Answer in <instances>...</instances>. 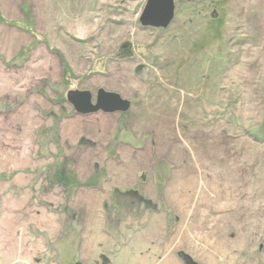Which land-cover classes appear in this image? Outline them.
<instances>
[{
    "label": "rangeland",
    "instance_id": "obj_1",
    "mask_svg": "<svg viewBox=\"0 0 264 264\" xmlns=\"http://www.w3.org/2000/svg\"><path fill=\"white\" fill-rule=\"evenodd\" d=\"M148 2L0 0V264H264V0Z\"/></svg>",
    "mask_w": 264,
    "mask_h": 264
},
{
    "label": "water",
    "instance_id": "obj_2",
    "mask_svg": "<svg viewBox=\"0 0 264 264\" xmlns=\"http://www.w3.org/2000/svg\"><path fill=\"white\" fill-rule=\"evenodd\" d=\"M177 0H149L143 15V26L167 28L174 17L175 2ZM68 102L74 106L76 112L81 114H95L103 111L106 114L114 112H127L130 101L124 100L120 95L106 93L99 90L96 103L89 91H70L67 93ZM79 264V263H78Z\"/></svg>",
    "mask_w": 264,
    "mask_h": 264
},
{
    "label": "trees",
    "instance_id": "obj_3",
    "mask_svg": "<svg viewBox=\"0 0 264 264\" xmlns=\"http://www.w3.org/2000/svg\"><path fill=\"white\" fill-rule=\"evenodd\" d=\"M219 21H214L212 24L209 25L210 28H211V30H213L218 36H219V34H221L220 29L223 26V24L221 23V21L220 22Z\"/></svg>",
    "mask_w": 264,
    "mask_h": 264
}]
</instances>
